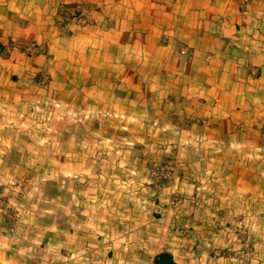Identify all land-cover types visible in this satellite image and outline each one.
<instances>
[{"label":"crops","instance_id":"0c3cea01","mask_svg":"<svg viewBox=\"0 0 264 264\" xmlns=\"http://www.w3.org/2000/svg\"><path fill=\"white\" fill-rule=\"evenodd\" d=\"M50 97L63 128L78 112L76 150H26L48 140L30 107ZM5 127L0 162L71 156L76 189L66 205L65 183L34 182L48 168L0 167V264H264V0H0ZM166 156L177 171L159 186Z\"/></svg>","mask_w":264,"mask_h":264},{"label":"rangeland","instance_id":"374dc122","mask_svg":"<svg viewBox=\"0 0 264 264\" xmlns=\"http://www.w3.org/2000/svg\"><path fill=\"white\" fill-rule=\"evenodd\" d=\"M64 16V15H63ZM65 18V16H64ZM80 18V16L78 17ZM71 19H66L65 21H69ZM26 44H31V43H24V42H20L18 44H16V46L21 49L24 53H26L29 56H36L40 53H44L45 52V48H40L38 52H35L33 54H30L28 52H26L22 45H26ZM40 77L44 80V85L48 84L51 77L48 73H40ZM48 104H47V108L45 110L42 111V104L40 105V103H36L33 102L32 106L30 107L31 111H34V120L36 119H40L43 122H49L48 126H47V130H44L43 135L44 136H48V140L43 143V144H39V143H31L28 144V148L26 150H30V151H39V152H45L47 150H49L50 152H54L55 154L60 155L61 152H68V151H72V150H76V118L78 117V112H76V110H72L69 111L67 113V122L66 125L64 126V128L62 126H60L59 124L55 123V121H57L59 118L57 116H61L60 112H57L60 109L61 104L58 101H54L52 100V98L50 97L48 99ZM43 112H45V119L42 118L44 115L42 114ZM58 119H57V118ZM54 119V120H51ZM57 119V120H56ZM40 127H36L35 130L33 131H39ZM129 129V128H128ZM8 134V128L5 127L3 128V130H1L0 134ZM104 136V135H103ZM105 137V136H104ZM103 140V137L101 138V136H98V142L96 144V149L98 151H104V150H108L109 146L112 144L110 142H99V140ZM129 141L131 143L127 144V147H125V149L131 150V151H140L142 150V146L143 144L140 142H137L136 139L133 138L132 135H130L129 137ZM5 146L7 147V144H5ZM118 147V146H117ZM43 148V149H42ZM30 151H26V154L28 156V158H26V154H24L22 151H17L15 149L11 150L10 152H8L5 157L1 158V162H0V167H6L8 165H10L11 163L14 162H27L30 165L32 164V166H40L42 168H48L49 171L48 172H44V173H39L36 175H32V177L34 178V182H46V183H57L62 182L66 184V188H65V199H66V205H70L71 200H72V194L74 193V189H76V176H74V174H76V158L73 157H66V158H56V157H50L52 155H49L48 153H44L43 159H38L37 158H32L30 159L29 156H32V154H34V152L31 154ZM22 155L24 156L23 158ZM57 155V156H58ZM96 165H102L104 164V157L98 158ZM108 161V159H107ZM129 162H133L135 160H128ZM169 161H172V159H170L169 157H163V159L161 160L160 163H155L152 168V171L154 172L155 169L158 166H161ZM173 162V161H172ZM75 163V165H74ZM75 169H74V168ZM57 168H62L65 172V174H63L62 172L57 171ZM177 170V167H176ZM68 173V174H67ZM154 179H155V175H153ZM3 179H7L4 175H1V181ZM155 183L158 185V183L156 182L155 179ZM166 184V183H165ZM165 184L159 185V186H163ZM51 185V184H49ZM49 194L56 196V192L51 190L49 188ZM72 207H70V214L72 213ZM68 209L66 208L65 212L62 214L67 218L68 217ZM9 213V212H8Z\"/></svg>","mask_w":264,"mask_h":264},{"label":"built area","instance_id":"2783aa9c","mask_svg":"<svg viewBox=\"0 0 264 264\" xmlns=\"http://www.w3.org/2000/svg\"><path fill=\"white\" fill-rule=\"evenodd\" d=\"M80 15H81V9L79 6L76 5L71 6L69 9H67L64 12V16L66 19L78 18ZM22 47L26 52L33 54L35 52H38L40 46L36 43H31V44L22 45ZM182 52H185V50H183ZM198 121L203 123L205 122V119H199ZM176 171H177L176 164L172 161H169L161 166H158L153 173L155 175V179L158 185H162L171 181L175 177ZM177 200H178L177 196H174L169 200V204L176 205ZM238 231L242 238H245L247 236V230L245 227L242 226L241 228L238 229ZM223 253H224L223 250L216 249V254L222 256Z\"/></svg>","mask_w":264,"mask_h":264},{"label":"trees","instance_id":"16d2710c","mask_svg":"<svg viewBox=\"0 0 264 264\" xmlns=\"http://www.w3.org/2000/svg\"><path fill=\"white\" fill-rule=\"evenodd\" d=\"M154 264H176V262L170 253L162 252L156 257Z\"/></svg>","mask_w":264,"mask_h":264}]
</instances>
